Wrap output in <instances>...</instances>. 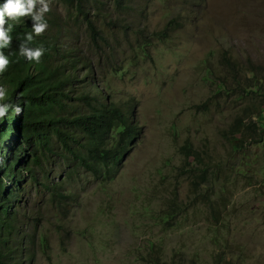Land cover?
I'll return each mask as SVG.
<instances>
[{"label": "rangeland", "instance_id": "obj_1", "mask_svg": "<svg viewBox=\"0 0 264 264\" xmlns=\"http://www.w3.org/2000/svg\"><path fill=\"white\" fill-rule=\"evenodd\" d=\"M103 5L106 21L98 25L119 72H98L96 84L120 107L133 108L140 135L111 182L82 169L70 180L54 168L50 182L76 195L67 216L21 175L10 245L22 240L25 248L11 252L8 262L264 264V133L259 143L248 134L234 143L230 132L238 116L264 129L257 112L264 110V0H206L201 7L134 0L125 11L111 0ZM49 7L74 22L73 9L57 0ZM117 17L133 28L113 39L108 22ZM172 18L179 26L167 37L156 35ZM73 29L85 52L83 29ZM228 60L241 71V83L229 79ZM254 77L258 89L245 83ZM188 142L210 171L197 194L193 169L181 171ZM173 200L185 211L171 227L162 218Z\"/></svg>", "mask_w": 264, "mask_h": 264}, {"label": "trees", "instance_id": "obj_2", "mask_svg": "<svg viewBox=\"0 0 264 264\" xmlns=\"http://www.w3.org/2000/svg\"><path fill=\"white\" fill-rule=\"evenodd\" d=\"M57 1L73 9L72 24L69 18L50 10L45 14L48 27L42 35L37 36L33 32L34 22L31 17H23L19 21L9 20L4 26L7 28L8 24L12 25L9 33L12 43L8 48L0 50L10 60L6 71L0 73V86L7 89V98L0 103H10L13 107L19 104L22 111L16 115L10 109L0 120V264H10L8 260L12 259L9 256L11 252L16 253L25 248L22 240L13 241L15 245H10V233L16 228L13 223L18 214L15 203L21 189V175L25 174L33 186L40 185L55 207L63 216H67L74 207L76 195L67 192L60 181L50 182L49 179L55 174L54 168L62 169V174L68 173L70 180L77 175L78 169H82L97 182H111L117 177L140 135L133 108L120 107L96 84L98 72H119L112 63L113 50L106 44L104 31L98 25L99 20L106 21L102 12L105 0ZM111 1L117 10L125 11L134 0ZM184 1L192 7H201L206 3V0ZM5 2L0 0V5ZM39 7L38 3L37 9ZM124 21L120 17L113 21L109 18L108 29L112 30L113 39H116V31L128 34L133 28ZM178 26V21L172 18L162 31L155 34L167 37ZM73 27L83 29L87 39L85 52L73 40L76 35ZM30 32L33 33V41L28 46L45 50L38 62L27 59L19 51L20 43ZM136 33L139 38L145 37L140 26ZM225 67L230 71L229 79L232 83L234 79L241 83L238 67L229 60ZM254 81L259 80L254 77L245 83L250 89H258ZM240 90L246 93L244 88ZM251 94L254 96L251 98L253 101L258 92ZM260 99L264 101V92ZM262 109H257V112L263 124ZM244 120V117L238 116L230 127L234 143H237L236 135L246 134L254 139V143L261 142L264 129L253 120L248 124ZM181 150L184 155L181 171H186L187 166L193 169L188 171L194 178L193 192L200 193L199 187L207 183L210 171L206 167L201 168L204 159L192 143L188 142ZM190 160L196 166H192ZM38 177L44 180L38 181ZM6 181L12 184L6 185ZM183 211L177 200H173L168 204L162 221L172 227ZM21 255H24V251ZM158 262L155 260V264H160ZM13 263L19 264L16 261Z\"/></svg>", "mask_w": 264, "mask_h": 264}, {"label": "clouds", "instance_id": "obj_3", "mask_svg": "<svg viewBox=\"0 0 264 264\" xmlns=\"http://www.w3.org/2000/svg\"><path fill=\"white\" fill-rule=\"evenodd\" d=\"M40 7L37 9V4ZM50 11L49 0H6L3 5H0V50L8 48L12 43V36L9 34L12 31V25L7 21H19L23 17H31L33 20V32L35 35H42L47 29L48 25L45 21V14ZM7 18V20H6ZM33 41V33H27L24 41L19 45L20 54L29 60H40L44 54L43 48H30L28 45ZM10 64L9 58L0 51V73L6 71ZM7 98V89L0 86V101ZM14 111L16 115L20 114L22 108L17 104L13 107L10 103H0V120H2L9 110Z\"/></svg>", "mask_w": 264, "mask_h": 264}]
</instances>
